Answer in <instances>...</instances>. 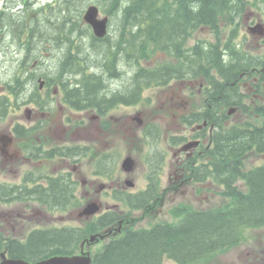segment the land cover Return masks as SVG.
I'll list each match as a JSON object with an SVG mask.
<instances>
[{
  "label": "trees",
  "instance_id": "trees-1",
  "mask_svg": "<svg viewBox=\"0 0 264 264\" xmlns=\"http://www.w3.org/2000/svg\"><path fill=\"white\" fill-rule=\"evenodd\" d=\"M90 1L93 0H81L79 3L65 0L66 3L59 6L50 3L38 9L36 14L39 16L36 18L31 5L27 4V17L18 21L0 12V19L8 17L6 22L14 28L13 34L26 42L24 45L28 48L37 35L39 42L51 40L59 47L66 46L56 75L30 72L25 79L16 76L12 84H6L8 96L0 95V117L5 118L9 114L13 103L10 97L17 99L20 93L26 94L24 88L31 83L35 84L32 100L41 108L49 103L50 99L42 98L39 91L37 79L40 76L48 80L49 88L55 82L62 87L63 100L70 108H94L102 113L118 101L127 104L129 99L130 103L139 104L143 101L142 93L146 87L166 86L173 79L201 76L208 83L205 96L215 113L221 106H237L249 117L255 118V122L259 118L263 121L257 124L244 121L230 127L225 125V120L216 122L217 129L211 137L212 146L205 150L203 156L205 159L208 157V162L194 164L191 162L195 160H192L189 163L187 178L197 183L211 179L224 188L223 194L230 198V203L221 209L194 211L179 207L172 211L177 223H160L150 229H135V223L143 217L128 223L130 214L121 215L112 211L87 222L85 227L34 231L25 244L17 241L5 243L0 235V252L9 247L7 249L12 257L37 261L54 255H73L91 234H98L123 220V233L99 249L93 264H165L166 261L173 264H210L220 254L246 241L247 230L264 228V165L246 170L247 158L264 156V104L257 103L246 110L239 89L244 79L242 74L254 76V68H264V55H252L243 49L238 42L240 23L237 24L246 7L258 6V0H94L105 15L117 22V43L110 35L97 39L91 28L83 23L84 6ZM76 12L79 15H75ZM53 13L58 16L51 19ZM34 20L46 25H36ZM228 26L231 29L225 34ZM43 27L55 34L42 30ZM205 27L215 32L214 42L200 41L185 50L183 44L187 35ZM85 38L90 41L89 49H85ZM159 52H167L173 61L146 67L144 62H150ZM91 53L97 57L96 62L89 57ZM124 63L135 70L133 92L129 98L119 95L107 101L101 96L110 90L102 91L106 81L103 74L116 75V67H122ZM21 66L22 72L30 71L31 67L25 61ZM98 69L100 73L96 71ZM260 78L264 80V71ZM104 102L106 105L102 106L100 103ZM202 121L204 118L199 115L183 120L187 124ZM26 132L32 130L27 129ZM26 132L19 130L17 135L26 137ZM183 140L175 138L173 144ZM86 150L79 146L55 147L46 156L74 159L85 155ZM103 159H99L98 167L105 166ZM161 161H152L148 191L135 196H124L121 192L117 199L132 209H147L158 198L157 178ZM64 176L50 180L51 186L47 189L38 186L29 190L25 185L21 189L6 187L0 199L7 200L15 194L22 199L27 194L51 208L72 206L76 200L77 184L71 180L67 185L68 182H63ZM239 181L244 182L247 192L237 185Z\"/></svg>",
  "mask_w": 264,
  "mask_h": 264
},
{
  "label": "rangeland",
  "instance_id": "rangeland-1",
  "mask_svg": "<svg viewBox=\"0 0 264 264\" xmlns=\"http://www.w3.org/2000/svg\"><path fill=\"white\" fill-rule=\"evenodd\" d=\"M67 1H75L79 3L81 0ZM90 2L91 3L84 6L82 17L88 6L96 4L94 0ZM50 3L52 6H59L65 4L66 2L65 0H0V12H3L5 16H11L14 21H18L27 17L28 13L26 8L27 4H30L31 10L34 11L35 14L33 17L36 18L39 16V14H36L38 9L40 7H45ZM75 15L79 14L76 12ZM51 16L50 18L52 19L58 16V14L53 13ZM6 20L7 18L0 19L2 22H0V94L4 96H8L6 84H12L16 76H22L25 79L30 72H34L36 75H56L57 67L63 57V50H66V46L64 44L63 47H59L57 43H54L51 40L39 42L38 35L37 39L32 43V45H29L30 48H28V46L24 45L26 42H22L21 38H17L13 34L14 28H12ZM258 20H261L264 23V0H258V6L248 5L242 13V16L237 21V24L240 23L238 29L240 32V35H238V42L243 45V49L246 52L252 55L264 53V40L248 32V27L251 26L253 22ZM37 21L38 20H34V24H40L42 26L46 25L44 22L39 23ZM230 29L231 26L226 27L225 34ZM42 30L49 31V28L43 27ZM114 32H116L115 22H112L109 29V33L112 37L116 36V33ZM49 34L54 35L55 33L50 29ZM23 37L24 35H22V38ZM76 37H78V35ZM262 38L264 39V37ZM215 39V32L208 27L194 30L187 35L183 48L185 50L191 49L200 41L214 42ZM84 45L85 49H89V39L84 41ZM91 54L92 55L89 57L92 62H96L97 57H95L93 53ZM38 60L39 63L37 65L36 61ZM24 61L28 67H31L29 72H22L23 66L21 65ZM172 61L173 60L169 54L157 53L150 60V63L144 62V65L146 67H155L165 62L169 63ZM98 62L101 63L102 61ZM96 71L99 73L101 72L100 69ZM127 72L129 74L127 78L124 77L121 81H110L109 84L107 82L109 88L111 90H117L118 88L124 86L127 79L129 84V81L132 80V77L135 75V70L133 68L132 70L130 68V71L129 69H126L125 75H127ZM189 77L190 76H188L187 79H189ZM103 78L105 79V74H103ZM200 79H202V77L198 76V85L195 88L188 85L190 81L188 83L184 82V85H182L183 82L180 81V79L172 80L166 86L152 85L150 87H146L142 93V102L139 104L121 105L114 109V112H109L114 116L113 120L109 118V116H104L102 121L92 120V117H95L97 113L95 110L81 112L66 109L67 107L62 106L64 104L57 103L56 100H58L59 96L56 95V91L54 94L53 91L49 94L51 95L50 97L53 96L51 98L52 100H50L52 103L54 102V105H52V108L48 110V114L45 117L43 116L45 112L35 111L33 109L34 105L28 103L27 95L21 93L17 99L10 97L14 105H11V115H9L5 121L0 123V133H3V131L8 133L11 129V125L16 123L32 127L39 122H44L46 130L43 131V134L39 132H34L32 135L30 134L31 136H34L33 139H35V141L31 139V136L26 140H21L19 143L16 140L15 147L23 148L22 151L24 153L22 152V156L24 158L15 160L12 164L4 165L0 157V184L6 181V183L9 182L11 185H19L22 183L21 179H24V177L29 173H35L36 175L41 173L45 175L73 173L72 167L75 163H77L78 167L81 168V176L83 178L95 180L93 176L95 163L92 161L94 155L92 153H113V165H115L116 170V173H114L113 176V183H115L116 186L115 188L137 194L146 189L148 184L147 175L149 168L146 161L151 163V160H154L156 156L159 157L160 154H165V163L163 164V169L160 174L159 188H157V194H159L161 198L153 205L151 212H146V220L141 222L137 221L135 223V228L149 229L158 222L177 223L176 219L173 217L172 211L178 207H186L194 211H204L221 209L229 205L230 198L223 194L224 188L211 179L205 183L186 182L183 183L177 190L173 189V184H177L175 183V177L183 176L184 171L177 172V169H181L182 164L177 163V158L174 156L176 150L173 149H179L181 144H178L175 147L171 146V138H189L191 135L190 129L193 128V124H187V126L184 123L182 124L181 119H183V117L180 116L184 113H189L190 111L192 112L195 109L198 110L203 106L205 97L200 95L198 91L201 85ZM247 79L248 78H245L243 82H247ZM249 84L250 83H248V86ZM241 86L243 88V92L247 93L249 91L248 87H245L244 84ZM30 87V93H33L35 90V84H32ZM256 90L257 89L254 87L253 91L250 92L248 95L250 98L248 97V99L245 100L246 104H251L252 101H264V99L259 100V98L256 97V95H258ZM41 92L42 98H48L49 95H46V89H43ZM258 93L264 97L263 85L259 88ZM172 100L177 104L171 107L170 102H172ZM29 109L38 113L39 120L33 119L32 121H28L26 111ZM243 116L244 115L241 113H236L234 116L230 117L228 124L234 125L244 121L255 122V118ZM134 117L135 120H132ZM104 121L106 122L105 128L107 130L102 127L103 130L101 131L97 127H99V125L101 126L102 123V125H104ZM256 121V124L260 123L263 121V118H259V120ZM111 123H113L112 128ZM153 124L158 125L160 130L158 143L155 145L154 143L157 139H150L146 134L148 126ZM121 125L124 127L121 128ZM208 131L209 128L207 129V134ZM45 136L50 137V140L43 142L46 147L50 146V144H54L56 146L82 145L90 148V155H92L89 159L82 158L80 161H77L78 159H76V161L72 160L71 163L61 158L49 161L38 159L36 160L37 164L33 163L31 160V162H29L26 159L28 153L25 148H30L28 146H32L36 143V141H40L41 138L44 140ZM149 140L153 143L152 146H149ZM186 142L187 140H183L181 143L185 144ZM202 150H204V147ZM128 155L133 156L137 161L136 170L130 176H127L121 169V164ZM204 157L199 159L198 162H208V157H206V159ZM68 162L70 163L69 166L67 165ZM262 165H264V156L258 158L252 155L246 159V170ZM170 176H173L172 180H170ZM80 178L77 176V180L79 182ZM19 179L21 181H18ZM127 179L134 180L136 184L134 189H128L125 186V181ZM97 181L98 183H112L105 179ZM180 182L181 180L178 181V183ZM237 185L243 192H247L244 182L239 181ZM84 190L85 189L78 184V188L75 191L77 200H75L76 204L74 207L82 206L86 201L91 199L92 195L85 198V195L83 194ZM91 193L93 192L91 191ZM110 194L111 193L107 192L105 197H100L104 206L112 207L116 204V202L110 198ZM93 197L99 198V196L95 194ZM122 207L127 211L124 205H122ZM77 210L78 209H74L70 211V213H74L73 215L72 213L70 214L66 212L64 214L66 220L65 222H61L59 220V216L62 214L56 213L54 214L56 219H50L44 213L43 209L36 203L15 201L12 204L6 205L4 202H0V214H13L16 219L21 220L17 221V223H22L26 227H28V225H32L34 228H50L66 224L70 226L83 227L86 222L85 220H79L76 217L75 213ZM140 215H142L141 212L133 214L135 217H139ZM27 218L32 221L30 223L22 221V219L25 221ZM4 219V217H0V232L5 231L4 234L10 236L14 235L15 237L25 240L27 229L20 231L19 227L16 226L17 231L14 233L13 228L5 226L6 224ZM20 232L23 233L20 234ZM245 236L246 241H243L240 245L233 246L225 253L220 254L210 264H264V228L247 230L245 232ZM108 241V238L105 240H96L92 242V244L85 246V250L95 254ZM165 264H173V262L166 261Z\"/></svg>",
  "mask_w": 264,
  "mask_h": 264
},
{
  "label": "flooded vegetation",
  "instance_id": "flooded-vegetation-1",
  "mask_svg": "<svg viewBox=\"0 0 264 264\" xmlns=\"http://www.w3.org/2000/svg\"><path fill=\"white\" fill-rule=\"evenodd\" d=\"M252 24H254V22L252 23ZM263 70L264 69H261L260 68V70H259V72L258 73H261V72H263ZM122 74L124 75V71L122 70ZM244 76V74H242L241 75V77H243ZM247 76H249V73H247ZM261 76V75H260ZM192 81V82H191ZM258 81H259V78H255L254 80H253V84H257L258 83ZM189 81H187V83H188ZM201 83V85H200V87H199V93H200V95H203V96H205V91H206V89H205V87H206V83H203V82H200ZM250 83H252V82H250ZM32 84V83H31ZM31 84H29V86H27L26 88H24V92L26 93V94H29V95H32L33 93L31 92L30 93V86H31ZM182 84V83H181ZM234 84V83H233ZM244 85H245V87H248V89H249V91L247 92V93H245V92H242V90H241V87L239 88L240 89V92H241V97H242V101H245L246 99H247V97L248 96H246V95H249L250 94V92H252L253 91V89H254V86H252L251 84H249V86H248V82H244L243 83ZM263 84V86H264V82L262 83ZM129 85L130 86H133V81L131 82V83H129ZM182 85H184V82H183V84ZM188 85H191L192 87H196L197 85H198V81H197V79H194V80H190V83L188 84ZM256 88V87H255ZM46 90H47V88H45ZM122 90V89H121ZM257 91V90H256ZM259 90L257 91V94L258 95H256V97H258L259 98V100H263L264 99V97L263 96H261L259 93ZM21 94V93H20ZM102 97H105V99L107 100V101H112V100H114V99H116V97H112V96H107V95H105V94H102L101 95ZM178 98H179V96H178ZM250 98V97H249ZM174 99V98H173ZM256 100V99H255ZM252 103H254V101H252ZM58 104H60V101H58ZM102 106H103V104H104V106L106 105V103L104 102V103H100ZM177 103L175 102V101H173L172 100V102H170V106L172 107L173 105H176ZM245 104V103H244ZM207 106V107H206ZM219 109L220 110H218V112L219 113H215L214 111H213V109H212V105H211V103L209 102V99L208 98H205L204 99V104H203V106L200 108V109H195V110H193L192 112L190 111L189 113H184L183 115H181L180 117H185V116H187V115H190V118H195L197 115H199V117H203L204 118V122H208L209 120L210 121H216V120H224V119H230V117H232V116H234L235 114H233L232 116H230L229 117V115H228V111H229V109H230V107H228V106H221V107H219ZM168 110H169V107H168ZM226 111V112H225ZM33 114H35V112H33V113H31L30 114V118L31 119H35V120H38V116H37V113L35 114V115H33ZM106 115H110L109 113H105ZM32 115V116H31ZM242 115H244V114H242ZM43 116H46V113H44L43 114ZM175 116V115H174ZM246 115H244L243 117H245ZM113 115L111 114L110 116H109V118H111L112 120H113ZM176 117V116H175ZM178 117V116H177ZM247 117V116H246ZM103 118H104V116L103 115H100V114H97L95 117H92V120H97V121H102L103 120ZM132 120H134V118H132ZM204 122H203V124H198V125H196V127H193L192 129H190V131H191V135H190V137L189 138H187V142H192V141H199L200 143H199V145L197 146V145H195V146H193L191 149L189 148L188 150H186V151H183V152H180V150L179 149H176V148H173L174 150H176V152L174 153V155H175V157L177 158V163H181L182 164V166H181V169H177V172L178 171H184V174H185V172H186V169L188 170L189 169V165L188 164H186L187 162L189 163V161H190V159H193V158H195L196 157V154H202V148H203V146H205L206 144H208V145H210V140L207 138V129L209 128V131H208V136H211L212 135V133H213V131H214V125H213V123L210 125L209 123H207L206 125H204ZM228 123V122H227ZM103 124V123H102ZM101 124V126L99 125V127H97L99 130H103V128L102 127H104V125H102ZM112 126H113V123H111V128H112ZM198 126H200L201 128L200 129H198ZM115 127V126H114ZM122 127H124L123 125H121V128ZM105 128V127H104ZM197 128V129H196ZM106 129V128H105ZM118 129V128H117ZM107 130V129H106ZM110 130V129H109ZM114 130H115V128H114ZM9 133H11L10 131H9ZM209 141V142H208ZM36 150H37V148H34V151L36 152ZM0 151H1V155H2V157H1V161L4 163V165H6V164H12L13 162H15V160H18V159H20V158H24L23 156H22V150H21V148H16L15 146H14V143L11 145V146H9V148H7V149H5L4 148V145H3V143L2 144H0ZM32 153H34V152H32ZM32 155V156H31ZM30 155V157H26V159L29 161V162H33V163H36L37 164V161H35L34 159H33V154H31ZM31 160V161H30ZM35 161V162H34ZM104 163H106V162H104L103 161V164ZM68 166H69V163L67 164ZM11 166V165H10ZM73 171H75L76 172V175H78V176H80L81 175V168H79L78 166H73ZM183 174V176H180V177H178V176H176L175 177V183H177V184H173V189L174 190H177L179 187H181V185L183 184V183H186V182H188L187 181V178L185 177V175ZM30 177L32 178V179H34L33 180V182H34V184H35V186L36 187H38V186H41V187H43L44 189H47V188H50V181H49V178H44V176H43V174H39V175H36L35 173H30ZM96 179H98V180H101L102 179V177L101 176H96ZM173 179V176H170V180H172ZM21 180H23V179H21ZM20 179H19V181H21ZM179 180H181V182L180 183H178V181ZM66 181H67V179H64L63 180V182L64 183H66ZM46 183H48V185L46 186ZM3 184H5V185H3ZM7 184H6V181H4L3 183H1L0 184V194H1V192H2V190L3 189H6V186ZM85 189H87V187H89L90 188V190H92V191H97L98 189H99V187H100V185L98 186V182L96 181V180H93L92 182L90 181H86V184H85ZM116 186H115V184L112 182V185L111 186H109V188H110V190H111V192H112V190L115 188ZM104 192H106V191H102V195L104 194ZM84 193H86L88 196H90V195H93V194H91V192H89V191H86V190H84V192H83V194ZM3 194V193H2ZM101 195V196H102ZM4 196V195H3ZM0 198H2V197H0ZM66 207V206H65ZM65 207H63V208H65ZM114 210H117V211H119L120 213H123V212H121V210H120V208H119V206H117V207H105V212H109V211H114ZM45 213V212H44ZM50 219H55V217H54V213L53 212H51V213H45ZM22 216H23V214H22ZM0 217H4L5 219H4V221H5V224H6V226H8V227H11V228H13V232L14 233H16V231H17V229H16V226L17 227H19V230L21 231V230H23V229H30L31 227H33L32 225H28V227H26L25 225H23L22 223L20 224V223H17V221H21V220H19V219H16V217L13 215V214H9V213H1L0 214ZM19 218V217H18ZM59 220H61V221H65L66 219H64L62 216L59 218ZM22 221L23 222H26V223H30L32 220L31 219H25V221L22 219ZM121 223L123 222V224H124V221L123 220H121L120 221ZM121 223H119V226L117 227V228H114V229H112V231H113V234H111L110 235V237H112V236H115V232H117L118 234H121L122 232H123V228H124V225H122ZM110 230H107V232H109ZM20 233H23V232H20ZM0 255L2 256V255H5V256H7V254H5V253H3V252H0ZM8 257V256H7Z\"/></svg>",
  "mask_w": 264,
  "mask_h": 264
},
{
  "label": "water",
  "instance_id": "water-1",
  "mask_svg": "<svg viewBox=\"0 0 264 264\" xmlns=\"http://www.w3.org/2000/svg\"><path fill=\"white\" fill-rule=\"evenodd\" d=\"M84 21L92 26L94 33L99 38H104L108 34L109 17L100 18V8L96 5L90 6L84 15ZM252 33H258L260 35L264 34V27L261 24L256 25L250 29ZM41 88L44 86V81L41 79ZM236 110L232 108L229 111V115L233 114ZM13 138L6 136L2 138V143L4 148L7 149L11 145ZM198 145V142L191 143L182 148V150H188L193 146ZM136 166L135 160L129 156L127 157L122 168L127 172L131 173L134 171ZM129 187H134L135 184L132 181H127ZM101 188H104L101 187ZM101 211V206L97 201L90 202L86 207H84L78 214V218L87 217L90 218ZM96 237L91 238V242L94 241ZM0 264H93V259L90 254L82 253L81 255L74 256H55L43 261L36 263H30L25 260L20 259H5Z\"/></svg>",
  "mask_w": 264,
  "mask_h": 264
},
{
  "label": "bare ground",
  "instance_id": "bare-ground-1",
  "mask_svg": "<svg viewBox=\"0 0 264 264\" xmlns=\"http://www.w3.org/2000/svg\"><path fill=\"white\" fill-rule=\"evenodd\" d=\"M5 259H10L9 257L5 256V255H0V263L3 262Z\"/></svg>",
  "mask_w": 264,
  "mask_h": 264
}]
</instances>
